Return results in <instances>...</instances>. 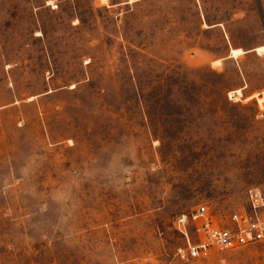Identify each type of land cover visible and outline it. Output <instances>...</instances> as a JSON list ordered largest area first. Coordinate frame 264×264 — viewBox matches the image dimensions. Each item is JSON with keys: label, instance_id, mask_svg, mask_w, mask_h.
<instances>
[{"label": "rangeland", "instance_id": "obj_1", "mask_svg": "<svg viewBox=\"0 0 264 264\" xmlns=\"http://www.w3.org/2000/svg\"><path fill=\"white\" fill-rule=\"evenodd\" d=\"M259 39L264 0H0V264H264L175 221L264 195V48L212 66Z\"/></svg>", "mask_w": 264, "mask_h": 264}, {"label": "built area", "instance_id": "obj_2", "mask_svg": "<svg viewBox=\"0 0 264 264\" xmlns=\"http://www.w3.org/2000/svg\"><path fill=\"white\" fill-rule=\"evenodd\" d=\"M248 199L250 213L232 214L230 226L218 225L210 214L208 207L200 206L189 215L176 218L181 230L188 223L195 226L198 242L189 243L188 256L184 259H197L211 250H232L252 243L264 246V195L258 189L250 190Z\"/></svg>", "mask_w": 264, "mask_h": 264}, {"label": "crops", "instance_id": "obj_3", "mask_svg": "<svg viewBox=\"0 0 264 264\" xmlns=\"http://www.w3.org/2000/svg\"><path fill=\"white\" fill-rule=\"evenodd\" d=\"M210 26H211L210 28H220V27H223L224 30H225V33H227L225 24L222 23V22L215 23V24H212ZM261 48H264V45H263L261 39L255 40L249 47H243V46L232 47L231 50H230V54L226 58L214 60L212 62V66H214L213 65L214 62H217L218 61V62L221 63V65L218 66V67H222L223 66V63L226 62L228 59H238L239 56L237 58L233 57L232 54H233L234 51H240V52H242L241 55H248V54H251V53H254V52L257 53V51L259 49H261ZM214 67H216V66H214ZM246 89H247V85L245 84L244 87H241L240 89H237V90H240L242 92V98H244L245 101H248V100L253 99L254 97L251 96V95L244 96V93H245Z\"/></svg>", "mask_w": 264, "mask_h": 264}, {"label": "bare ground", "instance_id": "obj_4", "mask_svg": "<svg viewBox=\"0 0 264 264\" xmlns=\"http://www.w3.org/2000/svg\"><path fill=\"white\" fill-rule=\"evenodd\" d=\"M237 95H238V97H241L242 96V92L241 91H238L237 92ZM230 96V95H229ZM231 97V96H230ZM232 99H233V97H231ZM262 102V101H261Z\"/></svg>", "mask_w": 264, "mask_h": 264}]
</instances>
